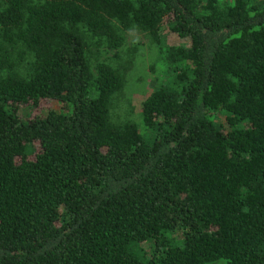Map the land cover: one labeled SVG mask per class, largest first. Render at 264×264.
<instances>
[{
    "label": "trees",
    "instance_id": "16d2710c",
    "mask_svg": "<svg viewBox=\"0 0 264 264\" xmlns=\"http://www.w3.org/2000/svg\"><path fill=\"white\" fill-rule=\"evenodd\" d=\"M218 259L264 264V0H0V264Z\"/></svg>",
    "mask_w": 264,
    "mask_h": 264
},
{
    "label": "rangeland",
    "instance_id": "374dc122",
    "mask_svg": "<svg viewBox=\"0 0 264 264\" xmlns=\"http://www.w3.org/2000/svg\"><path fill=\"white\" fill-rule=\"evenodd\" d=\"M160 44H168L176 40L173 34L163 30L160 32ZM129 44L135 45L133 49V65L130 70H126L125 83L120 92L116 93L112 108V116L115 119L121 115L135 116V111L138 109V102L153 84H157L164 77L161 72L162 65L159 59V51L157 44L152 43L148 36L138 30H129L125 40V48ZM55 100H41L34 110L40 107L55 105ZM126 109H132V112H126ZM136 117V116H135ZM204 264H228L223 259L210 261Z\"/></svg>",
    "mask_w": 264,
    "mask_h": 264
}]
</instances>
